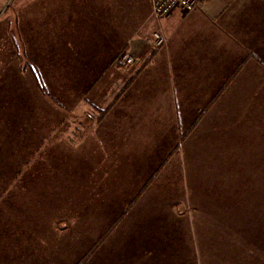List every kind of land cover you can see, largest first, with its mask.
I'll return each mask as SVG.
<instances>
[{
  "label": "crops",
  "instance_id": "0c3cea01",
  "mask_svg": "<svg viewBox=\"0 0 264 264\" xmlns=\"http://www.w3.org/2000/svg\"><path fill=\"white\" fill-rule=\"evenodd\" d=\"M253 17L262 31L251 29ZM4 19L7 34L19 23L22 49L38 66L34 75L51 84L34 93L38 110L29 102L24 124L39 134L55 129L50 135L65 126L69 133L57 134L59 140L78 145V154L93 161L115 162L117 144L127 147L130 139L127 129L138 130V146L167 139L177 146L196 130L231 128L228 105L234 97H254L264 80V0H204L194 11L175 10L160 22L151 0H21ZM157 25L167 43L153 49L146 39ZM126 49L135 59L129 67L120 61ZM53 70L70 83L71 100L64 103L70 101L71 116L62 122L51 94L59 79H46ZM183 128L192 134L179 137ZM134 204L130 210L128 203L117 206L123 209L117 219L76 264H200L187 227L177 225L183 214L157 203Z\"/></svg>",
  "mask_w": 264,
  "mask_h": 264
},
{
  "label": "rangeland",
  "instance_id": "374dc122",
  "mask_svg": "<svg viewBox=\"0 0 264 264\" xmlns=\"http://www.w3.org/2000/svg\"><path fill=\"white\" fill-rule=\"evenodd\" d=\"M2 1L0 21L21 3ZM248 22L251 29L263 30L254 17ZM3 24L4 21L0 23V264H76L117 219V212L123 210L117 206L128 203L130 210L137 202L157 203L183 214L184 222L177 221V225L187 227L191 234L187 242L194 245L200 264H264L263 79L258 85L254 83L259 87L254 97H234L232 105H228L231 128L196 130L184 143L177 140V146H168V139L160 145L138 146L134 139L138 130L132 134L127 129L130 139L126 140L127 147L117 144L115 162L93 161V156L78 154V145L59 140L57 134L62 137L69 133L65 126L62 132L50 135L55 129L39 134L31 128L33 125L24 124L23 117L28 119L27 111L32 108L27 104L34 102L33 111L38 110L37 101L31 99L34 93H42L40 87L51 84L39 82L34 75L38 66L22 49L19 23L13 27L14 37L5 33ZM154 31L162 33L166 45L163 29L157 25ZM254 66L251 74L258 72ZM54 71L46 79H59V83L55 82L57 93L51 94L61 105L62 122L71 116L70 101L64 103L70 95V83L59 74L54 76ZM46 109L43 105L42 110ZM186 129L178 130V136L192 134L193 129ZM226 143L234 153H228ZM170 150L172 156L151 179L150 173L160 167L162 157L164 160Z\"/></svg>",
  "mask_w": 264,
  "mask_h": 264
},
{
  "label": "built area",
  "instance_id": "2783aa9c",
  "mask_svg": "<svg viewBox=\"0 0 264 264\" xmlns=\"http://www.w3.org/2000/svg\"><path fill=\"white\" fill-rule=\"evenodd\" d=\"M204 0H151L152 16L156 21H162L175 10H182L186 13L194 11ZM165 38L160 31H154L146 39V43L153 49H158L165 44ZM120 61L127 67L132 66L134 59L129 49L120 55Z\"/></svg>",
  "mask_w": 264,
  "mask_h": 264
},
{
  "label": "trees",
  "instance_id": "16d2710c",
  "mask_svg": "<svg viewBox=\"0 0 264 264\" xmlns=\"http://www.w3.org/2000/svg\"><path fill=\"white\" fill-rule=\"evenodd\" d=\"M105 112H106V111H104L103 113H101V115L103 116V115L105 114ZM176 148H177V147H175L174 150H175ZM174 150H173V151H174ZM171 156H172V150L169 151L167 157L163 160V163L160 165V167H158V169H156L155 172L152 173L151 179H152V177H154V174H157V172L163 167V165L165 164V162H167L168 157H171ZM151 179L149 178V180L147 181V184L150 183V180H151ZM146 186H147V185H145V187H146Z\"/></svg>",
  "mask_w": 264,
  "mask_h": 264
}]
</instances>
